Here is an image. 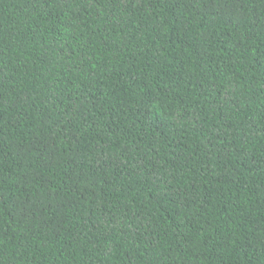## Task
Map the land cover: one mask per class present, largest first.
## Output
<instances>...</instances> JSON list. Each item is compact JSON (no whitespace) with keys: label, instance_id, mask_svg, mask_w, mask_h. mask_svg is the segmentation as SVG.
Segmentation results:
<instances>
[{"label":"trees","instance_id":"obj_1","mask_svg":"<svg viewBox=\"0 0 264 264\" xmlns=\"http://www.w3.org/2000/svg\"><path fill=\"white\" fill-rule=\"evenodd\" d=\"M0 264H264V0H0Z\"/></svg>","mask_w":264,"mask_h":264}]
</instances>
